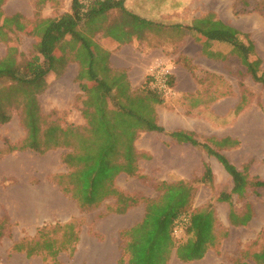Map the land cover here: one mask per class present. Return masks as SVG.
I'll return each mask as SVG.
<instances>
[{"label":"trees","instance_id":"1","mask_svg":"<svg viewBox=\"0 0 264 264\" xmlns=\"http://www.w3.org/2000/svg\"><path fill=\"white\" fill-rule=\"evenodd\" d=\"M5 1L0 0V9ZM124 4L125 0H90L85 6L82 0H70L69 12L45 26L36 55L17 62L16 48H8L5 56L0 59V80L10 83L8 88L0 89V125L10 119L5 111V103L13 96L19 97L26 136L23 144L12 150L28 149L44 154L49 150L64 149L61 163L69 173L65 183L61 178L58 179V185L65 195L76 202L81 211L110 201L112 203H106V213L122 215L139 202L144 203L146 213L143 221L121 233L127 240L124 252L129 255L128 264H167L173 249H176V256L181 262L198 261L209 248H215L218 243L213 204H226L229 209V224L233 227H245L251 221L252 211L246 206L245 212L237 213L233 207V197L239 199L249 191L264 190V181L249 175V165L238 170L224 154L207 143L198 141L195 135L177 132L170 135L177 143H188L200 148L221 165L232 181L229 192L214 195L204 209H192L191 201L195 190L199 186H213L215 183V176L207 164H204L201 177L193 182L180 180L158 183L157 190L161 192L158 201L137 200L117 187L116 179L121 174L142 178L137 167L138 155L134 143L140 132L164 133V129L156 125L154 116V105L161 104L162 100L149 90L131 91L124 72H104L98 77L94 67L104 57L77 30L84 21L113 9L131 17L136 23L148 24L129 14ZM184 33L197 36L204 55L212 59L224 58L222 54L211 50L212 45L228 47L230 55L238 60L252 82L264 88L262 62L246 34L217 20L211 12L195 19L190 26L184 28ZM67 35L74 37L87 50L86 57L89 59L86 69L82 68L77 75L79 80L87 74L86 77L93 82L89 88L81 86L84 126L64 127L46 122L37 102V96L45 90L47 76L59 74L65 66L64 62L54 56L52 42H59ZM180 215L188 216L189 225L184 231L183 239L176 241L171 232L175 218ZM4 222L0 223V237ZM78 234L74 223L43 225L37 229L33 239L23 238L12 245L11 251L24 253L27 259L40 256L42 261L49 259L52 264H58L57 259L61 253L72 256L79 240ZM54 235L58 236L53 237Z\"/></svg>","mask_w":264,"mask_h":264},{"label":"rangeland","instance_id":"2","mask_svg":"<svg viewBox=\"0 0 264 264\" xmlns=\"http://www.w3.org/2000/svg\"><path fill=\"white\" fill-rule=\"evenodd\" d=\"M178 2L182 3V0L176 1ZM189 2L192 18L196 15L203 16L209 11L217 20L230 24L246 34L255 46V53L262 62L261 70L264 73V0H189ZM69 10L70 0H6L0 9V59L10 47L17 50V62L36 55L40 49L39 43L45 26ZM95 29L88 37L90 42L92 40L93 45L96 44L106 50L103 30L97 29V26ZM81 32L82 35H88L86 30L83 32L82 29ZM165 35L162 38L167 41L169 35ZM84 40L88 41L87 37ZM154 40H151L153 44H159ZM52 47L56 59L64 62L65 66L59 74L47 76L45 90L37 96L40 112L48 123L64 127L84 126L85 121L81 114L83 100L81 86L89 88L93 82L86 77L87 74L79 80L77 75L82 68L85 70L87 67L89 60L86 57L87 50L74 40V37L68 35L59 42H52ZM211 50L224 56L223 95H235L237 85L236 98L240 102V108H244L246 112L240 119L239 131L248 141L252 138L249 145L253 154L252 160L244 166H251L249 171L251 177L264 181V88L252 82L238 60L230 55L228 47L214 44ZM219 66L218 64V69ZM94 71L98 77L106 72V58L95 65ZM9 86L7 80H0V89ZM231 88L234 91H231ZM143 90L148 88L145 86L138 92ZM20 101L19 97L13 96L5 103V111L10 119L0 125V223L5 221L0 237V262L3 264H11L12 259L14 264H23L25 254L12 252V245L19 243L23 238L33 239L37 229L43 225L74 223L82 235L81 252L95 244L94 237L106 238L104 234L106 221H102L107 212L106 201L98 207L81 211L76 202L65 195L58 185V179L61 178L65 183L69 173L61 163L64 149L49 150L44 154L28 149L12 150L13 147H20L26 136V130L22 125ZM247 126L250 128L249 131L245 130ZM207 144L214 150L221 151L217 148L220 144L218 146ZM223 146L222 149L228 152L227 156L233 163L240 165L245 162L248 154L243 156L242 150H237L230 144L224 143ZM204 158L206 159L204 164L209 165L215 175V183L213 186H199L195 190L191 201L193 210L204 209L214 195L229 192L232 187L231 179L221 165L213 157L206 155ZM244 166L237 168L241 170L240 167ZM141 176L142 178L139 176L131 178L121 174L116 179V185L129 191L125 193L137 200L158 201L161 192L157 190L156 178L145 177L142 174ZM193 181L194 179L191 180ZM233 205L237 213L245 212V207L249 206L252 211L251 221L246 227H233L225 219L228 206L226 204L215 206L214 203L213 211L218 217L215 221L218 243L209 254L208 263L264 264V190L249 191L245 197L239 199L234 196ZM56 236L58 235L53 237ZM31 258L33 262L29 264H52L49 259L42 261L40 256ZM69 259L68 253H61L57 259L58 264H70Z\"/></svg>","mask_w":264,"mask_h":264},{"label":"crops","instance_id":"3","mask_svg":"<svg viewBox=\"0 0 264 264\" xmlns=\"http://www.w3.org/2000/svg\"><path fill=\"white\" fill-rule=\"evenodd\" d=\"M176 1L179 0H125V10L147 21V25L136 23L131 17L113 9L84 21L81 28H78L80 34L82 29L83 32H88L87 36L81 35L87 37L89 43H94L88 37L95 32V26L103 30L106 50L96 44L91 45L106 58V74L124 72L131 91L144 89L147 71L156 61L163 60L172 66L171 83L177 95L166 100L167 102L154 105L156 125L163 128L164 133L143 131L138 134L134 143L138 169L145 177L154 176L156 184L191 181L200 178L203 173L206 160L204 152L191 144L177 143L170 136L173 133L185 132L195 135L200 142L217 146L220 144L217 148L221 149L220 152L236 168L248 164L253 154L249 145L252 138L248 141L239 131L240 119L246 112L244 108H240V102L236 98L237 85L235 95H223L222 60L204 55L197 36L184 33V28L201 16L192 18L189 0H182V3ZM176 26L182 28L177 29ZM91 28L94 30H90ZM158 30L164 32L158 33ZM165 34L169 35L167 41L162 38ZM152 39L160 45L153 44ZM231 91H234L233 88ZM245 130L249 131V126ZM224 143L242 150L243 156L248 154L245 162L240 165L233 163L227 156L228 152L222 149ZM250 168L251 166L249 171ZM120 189L129 192L121 187ZM223 204L215 203V206ZM145 213L143 202L129 208L122 215L106 213L102 220L106 221V238L94 237L95 244L81 252L82 235L79 233V240L69 259L70 264H128L129 255L124 252L127 240L121 233L139 225ZM213 218L218 220L216 212ZM212 251L213 248H209L201 260L184 263L178 260L176 249H173L167 264H209L207 258ZM32 262V258L23 260V264ZM11 264H14L13 259Z\"/></svg>","mask_w":264,"mask_h":264},{"label":"built area","instance_id":"4","mask_svg":"<svg viewBox=\"0 0 264 264\" xmlns=\"http://www.w3.org/2000/svg\"><path fill=\"white\" fill-rule=\"evenodd\" d=\"M90 0L82 1L83 5H88ZM173 70L172 66L163 60L156 61L147 71L146 87L148 90L156 94L162 100L174 98L177 93L172 86ZM189 225V218L185 215H180L175 218L171 235L176 240H182L184 231Z\"/></svg>","mask_w":264,"mask_h":264}]
</instances>
